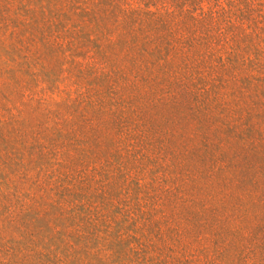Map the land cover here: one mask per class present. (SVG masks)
I'll list each match as a JSON object with an SVG mask.
<instances>
[{
  "label": "rangeland",
  "instance_id": "rangeland-1",
  "mask_svg": "<svg viewBox=\"0 0 264 264\" xmlns=\"http://www.w3.org/2000/svg\"><path fill=\"white\" fill-rule=\"evenodd\" d=\"M0 264H264V0H0Z\"/></svg>",
  "mask_w": 264,
  "mask_h": 264
}]
</instances>
